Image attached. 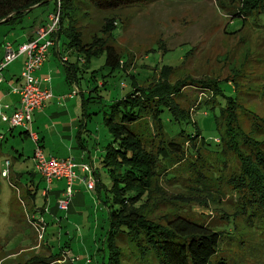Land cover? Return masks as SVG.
<instances>
[{
	"label": "rangeland",
	"instance_id": "obj_1",
	"mask_svg": "<svg viewBox=\"0 0 264 264\" xmlns=\"http://www.w3.org/2000/svg\"><path fill=\"white\" fill-rule=\"evenodd\" d=\"M250 1L155 0L137 7L87 15L85 21H89L85 33L98 30L104 15L115 17L116 28L110 40L123 53L121 60L128 62L127 71L118 69L106 76L109 71L103 69L105 56L101 54L92 57L89 67L80 71V84L86 95L87 88H96L103 80L106 82L103 87L91 91L93 96L99 93L103 98L97 103L93 97L88 109L92 112L88 128L91 137L97 138L98 145L104 146L110 140L103 124L105 105L129 92L134 76L139 84H144L149 78H158L157 72L164 68L173 72L169 75L171 82L186 75L217 77L225 95H233L235 89L239 123L244 131L252 129L254 115L264 118V14H242L241 8L250 6ZM252 3L259 6L260 0ZM51 6L50 3L49 7L30 8L22 23L14 29L7 22L0 24V52H4L5 40L12 44L20 42L19 34L29 30L31 23L45 16ZM231 11L235 13L231 14ZM74 94L79 102L80 94L78 91ZM211 95L212 91L196 86L187 85L182 90L180 103L189 109L191 120L209 145L208 150L194 151L192 156L188 154L187 165L175 166L171 172L175 177L162 182L163 191L152 195L146 209L151 215H160L169 208L177 209L180 215L191 220L226 229L227 232L222 233L217 257H223L226 264H264V215L257 210L248 216V211L243 210L242 198L239 200L238 197L241 193L228 182L231 167L237 168L234 154L224 158L211 151L216 147L219 135L214 115L208 106H204ZM218 101L225 103L223 97H218ZM160 117L169 137L175 136L180 129L190 132L191 125L176 122L166 108ZM0 125V133L6 134L0 139V172L6 167V160L12 161V172L8 177L0 175V264H107L108 207L99 201L97 192L85 186L78 188L83 198L74 204V213L65 216V212L59 210L55 217L56 214L53 216L48 211L50 202L41 195L45 183L35 174L33 184H37L38 191L32 202L22 189L30 184V173L36 171L31 162L34 141L28 135L11 137L8 124L0 121ZM220 129L224 131L223 127ZM83 134L86 137V133ZM11 146L22 151L20 158ZM74 148L79 149L77 145ZM52 152L57 154V151ZM59 152L61 157L64 156V152ZM99 170L103 183L109 188L111 181L106 170L101 166ZM198 171L204 175L200 178L202 182L197 181ZM15 173L24 176L18 181L14 178ZM172 175L168 177L172 178ZM216 175L217 179H214ZM104 197L103 190L101 200ZM35 227L42 230L39 236ZM117 243L121 250L120 264H158L150 254L142 257L126 234L117 236ZM48 255L63 257L48 263L45 261ZM36 256L41 258L28 261Z\"/></svg>",
	"mask_w": 264,
	"mask_h": 264
},
{
	"label": "trees",
	"instance_id": "obj_2",
	"mask_svg": "<svg viewBox=\"0 0 264 264\" xmlns=\"http://www.w3.org/2000/svg\"><path fill=\"white\" fill-rule=\"evenodd\" d=\"M153 1L155 0H0V24L7 22L14 29V24L22 21L29 8L42 5L49 7L50 3V12L58 8L60 27L55 39L64 37L63 44L77 55L74 63L62 61L76 87L80 78L77 73L86 70L94 56L104 54L103 69L109 71L106 76H111L118 69L126 70L128 65V62L121 60L123 53L110 40L116 28L115 17L104 15V21L98 30L85 33L86 23L89 21H85L86 16L95 12L109 13L124 7H137ZM252 1L249 2L250 6L241 8L242 14H264V0H260L259 6ZM234 13L231 11V14ZM7 16L8 19L2 22L1 19ZM78 62H81V66ZM171 73L173 74L170 68H164L162 72H157L158 78H149L144 84H139L134 76L131 81L132 89L123 97L105 105L107 110L103 113V124L110 141L105 145L101 163L111 185L107 188L96 180L95 190L99 198L101 190H104L105 197L102 200L108 207L107 264H120L121 250L117 236L125 234L142 257L150 254L158 264H226L223 257L217 258L221 250L222 233H226V229L191 220L180 215L177 209L169 208L160 215H151V211L146 209L152 195L156 191H163L162 182L175 177L171 174L175 166L187 165L189 156L194 151L200 153L201 148L208 150L209 145L201 136L196 123L191 120L189 109L180 103L181 92L187 85L212 91L210 101H205L204 105L214 115L219 133L218 141L215 140L216 147L211 151L224 158L234 154L237 168L231 167L228 182L234 190L241 193L238 197L239 200L242 198L243 210L248 211V216L257 210L264 215V118L254 115L252 129L246 132L239 123L235 89L233 95H225L217 77L197 78L186 75L171 82ZM225 81L228 82L226 78ZM103 83L105 84V80ZM97 88L98 86L94 89ZM218 97H223L225 103L220 104ZM164 108L176 122L190 124V132L180 129L175 136L169 137L160 117ZM221 127L224 131H221ZM14 128L10 127L9 130ZM20 134L28 135L29 132L24 129ZM30 174L31 184L22 190L25 196L35 199L38 186L32 182L35 174H39L36 171ZM20 175L22 173L17 177ZM201 177L204 175L198 171L197 181H201ZM214 177L217 179V175ZM50 255L45 258L48 263L63 257L59 255L51 258ZM39 258L41 256L31 257L28 261Z\"/></svg>",
	"mask_w": 264,
	"mask_h": 264
},
{
	"label": "crops",
	"instance_id": "obj_3",
	"mask_svg": "<svg viewBox=\"0 0 264 264\" xmlns=\"http://www.w3.org/2000/svg\"><path fill=\"white\" fill-rule=\"evenodd\" d=\"M49 12L50 10L47 11L45 16L42 15L40 19H35V22L31 23L29 30L22 31L19 34V37L21 38L20 42L17 41L12 44V42L9 41V43H11L13 47H16L20 43L26 41L29 37H33L35 29L47 22ZM29 19H31V17H29ZM17 25H20V23L14 24V27ZM20 28L24 27L20 26ZM62 38L63 37L61 36V38L55 39L54 45L48 48L46 60L43 62L41 67L34 72L35 76L40 80L41 88H50L53 96L48 99L41 108L34 111L31 130L38 137V145L41 147L46 156H56L60 158L69 157L77 163L87 162L91 164L94 170V177H96L98 182L105 186L99 166L104 168L101 161L105 145L108 144L110 140L107 141L104 146L98 145L97 138L94 137L96 139V141H94V138L91 137L92 132L88 128V121L92 113L88 111L89 103L93 101V97L97 99L96 102L98 103L99 101H102L103 96L99 93H96V95L93 96L91 91L94 88H87L88 94L86 95L80 84V78L79 84L76 87L78 88L81 100L78 102L76 95L69 96V93L73 90L75 85L71 82V78L66 72L62 61H67L69 64L74 63L76 62L77 55L75 52L66 48L65 44L62 42ZM7 42L8 41L5 40L3 46ZM4 53L5 49L4 52L3 50L0 52V60L3 58ZM20 57L13 60L0 71V113L2 111L10 113L12 109L18 106L19 97L17 93L13 92V88L20 86L22 82L20 71L22 68L23 56ZM78 65H81V62H78ZM77 74L80 75V72ZM102 82H100L97 86L103 87L104 83L102 84ZM1 126L2 125H0V127ZM8 127L10 128L9 125ZM9 128L8 134L11 137L17 136L23 138L27 136L25 134H20V132L24 130L23 128L15 127L12 130H9ZM83 132L86 133V137ZM5 136V133H0V138L4 139ZM28 136L30 135L28 134ZM90 139H92L93 142H91ZM73 142L76 144H73ZM74 145H77L79 149L76 150ZM11 149L17 152L18 158L22 156V151H19L16 146H11ZM34 149L31 154L32 163ZM52 151H57V154H54ZM59 151L64 152V156L61 157V152ZM12 158L14 159V157ZM98 159L100 165H98ZM9 162V172H12L10 169L12 161L9 160ZM17 175L18 173H15L14 178L16 177L15 180L18 181L20 177L22 178L24 176L23 173L18 177ZM39 177L41 176L39 175ZM84 177H86L85 173L78 170V177L75 178L73 183L75 191L66 210H62L58 206V200L63 198V193L66 187L64 179L54 180L47 189L46 193L43 194L42 190L41 195L45 201L48 200V202H50V208L48 211H50L53 216L56 214V211L59 210H61L62 213L65 212V216L74 213V204L80 203L83 198V194L78 190V188L84 186L86 187ZM41 181L44 182L42 178ZM93 190H95V188ZM102 191L103 189L100 194H102ZM98 199L103 202L101 198ZM34 200L35 199H31L32 202H34ZM98 204L100 205V203ZM101 207L103 208L102 205ZM55 217H57V214Z\"/></svg>",
	"mask_w": 264,
	"mask_h": 264
},
{
	"label": "built area",
	"instance_id": "obj_4",
	"mask_svg": "<svg viewBox=\"0 0 264 264\" xmlns=\"http://www.w3.org/2000/svg\"><path fill=\"white\" fill-rule=\"evenodd\" d=\"M60 19L59 9L51 11L48 14L47 22L44 25L37 27L34 31V36L16 47L7 42L4 45L5 53L0 60V71L10 64L16 58L23 56L22 68L20 71L21 84L13 88V92L19 97L18 106L7 113L2 111L0 119L7 123L10 127H21L28 130L30 137L36 143L38 137L31 130L32 115L36 109L41 108L44 103L50 99L53 94L50 88H41L40 80L35 76V71L41 67L46 60L48 48L54 45L55 34L59 30ZM78 91L75 87L69 96L75 95ZM34 168L37 173L43 178L45 188L43 194L46 193L54 180L64 179L66 187L63 193V198L58 200V206L62 210L68 208L69 202L74 194L73 183L78 177V170L85 173V185L87 189L95 188L96 178L92 165L87 162L77 163L71 158H60L56 156H46L40 146L36 143L33 154ZM6 167L1 170V176L8 177L9 175V160L5 161ZM38 236L40 228H36ZM42 231V230H41Z\"/></svg>",
	"mask_w": 264,
	"mask_h": 264
},
{
	"label": "water",
	"instance_id": "obj_5",
	"mask_svg": "<svg viewBox=\"0 0 264 264\" xmlns=\"http://www.w3.org/2000/svg\"><path fill=\"white\" fill-rule=\"evenodd\" d=\"M30 9V8H29Z\"/></svg>",
	"mask_w": 264,
	"mask_h": 264
}]
</instances>
